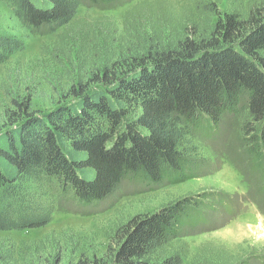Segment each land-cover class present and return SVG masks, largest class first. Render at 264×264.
<instances>
[{
	"label": "trees",
	"instance_id": "16d2710c",
	"mask_svg": "<svg viewBox=\"0 0 264 264\" xmlns=\"http://www.w3.org/2000/svg\"><path fill=\"white\" fill-rule=\"evenodd\" d=\"M5 1L31 31L62 27L55 46L69 61L88 50L97 71L89 75L101 88L79 82L74 102L44 114L22 108L16 127L0 136V231L45 226L60 197L93 204L131 175L155 185L193 175L192 129L205 123L203 132L217 130L226 105L242 92L244 137L254 156L264 147V0L224 15L198 0L207 21L179 30L158 21L144 33L137 5L122 34L106 17L72 23L84 0ZM24 47L22 36L0 32V65ZM197 203L186 196L132 216L117 225L103 255L79 264H184L171 240ZM50 257L45 263L70 264L61 252Z\"/></svg>",
	"mask_w": 264,
	"mask_h": 264
},
{
	"label": "rangeland",
	"instance_id": "374dc122",
	"mask_svg": "<svg viewBox=\"0 0 264 264\" xmlns=\"http://www.w3.org/2000/svg\"><path fill=\"white\" fill-rule=\"evenodd\" d=\"M197 1L117 0L91 4L84 0L72 23L106 17L118 25L122 34L126 14L139 5L136 11L143 17V33L158 21L174 30L192 28L197 20H208L198 13ZM210 1L224 15L226 9L235 6L246 11L258 0ZM211 19L215 22L217 17ZM62 31V27L56 32L31 31L9 3L0 0V32L25 40L24 49L0 65V136L16 127L22 108L44 114L57 105L74 102L72 88H78L79 82L85 87L101 88V83L90 77L97 71L88 50L80 59L74 54L71 61L59 52L55 41ZM20 102L25 105L21 107ZM247 107L248 94L242 92L226 105L217 130L203 132L205 123L198 130L192 129L189 137L198 151L191 156L193 175L186 172L188 177L167 179L161 185L131 175L114 193L93 204L60 197L47 225L0 231V264H47L45 258L51 259L58 252L64 255V263L70 264L100 257L118 224L186 196L195 197L198 203L187 214L180 237L171 240L172 249L183 253L184 264H264V147L254 156L255 145L244 137Z\"/></svg>",
	"mask_w": 264,
	"mask_h": 264
}]
</instances>
